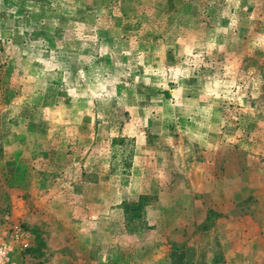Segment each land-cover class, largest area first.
<instances>
[{"label": "rangeland", "instance_id": "obj_1", "mask_svg": "<svg viewBox=\"0 0 264 264\" xmlns=\"http://www.w3.org/2000/svg\"><path fill=\"white\" fill-rule=\"evenodd\" d=\"M0 264H264V0H0Z\"/></svg>", "mask_w": 264, "mask_h": 264}]
</instances>
